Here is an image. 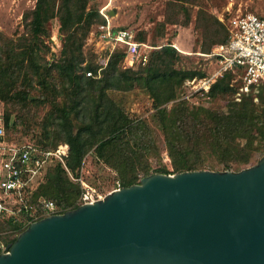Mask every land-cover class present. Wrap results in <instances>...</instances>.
<instances>
[{"label":"trees","instance_id":"1","mask_svg":"<svg viewBox=\"0 0 264 264\" xmlns=\"http://www.w3.org/2000/svg\"><path fill=\"white\" fill-rule=\"evenodd\" d=\"M86 9V0H36L34 9L26 13V17H31L33 31L39 36L36 41L44 47L46 45L42 37L48 36L47 23L54 16H57L60 22L59 33L64 41L63 57L61 62L55 65V72L60 80V90L56 88L54 93L59 96H70L73 103L69 109L55 108L62 119L56 138L68 143L69 151L65 158L68 169L72 171L77 169L84 155L93 148L98 159L118 171L122 187L137 183V180L151 173L148 166L141 164L142 157L151 148L152 143V140L146 136L148 128L143 121L129 119L127 112L108 95L109 91L127 92L134 88H144L148 92L154 108L152 115L164 136L167 155L172 164L173 172L164 167L157 168L153 172L170 174L200 169L202 167L200 158L203 154L216 157L222 170L237 171L251 162L260 149L261 142L264 141V95L253 96L248 92L242 93L246 95H243L239 101L230 102L222 110L204 107L192 110L185 106L183 101L177 102L168 110L165 105L176 99L179 87L189 75L185 71L170 67L166 62L167 59L161 60L162 56L171 57L175 53L172 49L173 45L166 43L151 52L147 64L151 60L152 53L156 51H160L158 56L160 62L151 66L145 74L117 70L116 64L119 59L123 60L124 52L123 47L116 46L107 64L97 74L99 65L96 61L94 64L81 65L84 59H80L82 52L74 38V33L83 22L84 15L86 18L97 16L98 23L104 22L100 12L86 11ZM223 32L222 39L206 54L215 45L226 40L227 30L224 24ZM134 38L138 42H145L138 40L135 34ZM75 51H79V54ZM32 52V48L17 52L14 47H10L5 55V64L0 60L1 101L16 104V100L27 101L30 98L25 91L9 94L10 86L15 84L19 75H22L24 84L28 83L30 69L39 77L44 89H48L46 80L53 78L51 70L37 63L38 59L44 58L43 56L34 57ZM25 66L27 70L22 71ZM88 71L92 72V76L86 75ZM206 74L197 72L191 77L194 75L202 77ZM211 89L212 91L233 90L236 93L238 86L232 83V76L227 74L218 78ZM254 98L258 99V103ZM3 106L7 136L6 125L10 116L8 112L6 113L4 103ZM72 113L81 116L83 124L76 131L69 122ZM57 145L41 147L53 149ZM64 174L65 169L59 163L50 165L33 194V197L36 196L35 200L38 199L39 189L45 184L53 188L52 194L55 198L63 200L62 212L76 208L78 206L75 203L76 193L72 191V187L78 186L69 181ZM42 217L44 214H39L33 221ZM0 223L13 227L18 234L27 226L8 221H0ZM15 238L13 237L9 243Z\"/></svg>","mask_w":264,"mask_h":264},{"label":"rangeland","instance_id":"2","mask_svg":"<svg viewBox=\"0 0 264 264\" xmlns=\"http://www.w3.org/2000/svg\"><path fill=\"white\" fill-rule=\"evenodd\" d=\"M227 2L228 0H86V11L100 12L103 10L109 15L113 25L125 27L133 32L138 40L153 46L166 43L173 45L172 49L175 53L171 57L162 56L161 60L167 59L166 62L170 67L185 71L189 75L179 87L176 99L165 105L166 109L170 110L177 102L183 101L184 105L192 110L198 107L222 110L230 102L239 101L247 93L237 95L233 90L212 91L213 84L208 93L199 94L193 92L187 81L198 77V75L191 77L194 73H208L212 69L213 59L208 58L205 54L223 37V23L218 17L221 14L226 15ZM35 5L36 0H0V60L5 64V55L10 47H14L17 52L25 48H32L34 57L36 55L44 57L38 59L37 63L51 70L53 82L52 79L47 78L48 89H44L39 77L30 69L28 83L24 84L22 75H19L9 90L10 95L25 91L30 98L27 101L16 100V104L2 101L6 113L8 112L10 116L6 125L7 138L10 141L54 146L59 143H67L56 138L57 129L61 127L59 124L62 119L55 108L69 109L73 101L70 96H59L54 91L56 88L60 90V80L55 72V65L61 62L64 43L63 36L59 33V19L54 16L47 23L48 36L42 37L46 47L42 46L40 42L36 41L39 36L33 31V26L30 23L31 17H26V13L34 9ZM234 6L264 18V0H235ZM110 11H114V15H111ZM98 20L97 16L86 18L84 15L83 22L74 33L76 45L82 52L80 59H84L81 65L97 62L98 54L96 52L102 47V52L106 48L111 49L109 45L103 44L100 47L96 46L94 41L89 40L90 33L94 31ZM75 53L79 54V51H75ZM159 54L160 51L153 52L149 64L137 68L124 69L122 60L119 59L116 69L145 74L151 66L160 62ZM25 64H27L26 61ZM24 70H27V66L22 69V71ZM234 84L241 86L243 82L240 77H236ZM248 93L253 96L264 95V84L252 88ZM108 95L127 112L129 119L143 121L148 128L146 136L152 140V143L151 148L142 157L141 164L148 166L151 173L160 167L173 172L164 136L152 115L154 108L146 89L134 88L127 92L109 91ZM43 101L44 103H42ZM254 101L258 103L257 98H254ZM80 117L73 113L69 116L70 126L74 131L83 125ZM259 148L251 162L244 165V168L255 164L261 157L264 151V141L261 142ZM200 159L202 161L200 169L222 170V166L213 155L203 154ZM64 176L78 186L72 187V191L76 193L75 203L77 205L81 203V194L85 190L104 197L108 192L122 187L118 171L98 159L93 148L84 155L77 169L73 171L68 169ZM53 191L52 187L43 184L38 191V199L53 201L57 210L62 212L63 200L55 198L52 194ZM33 194L32 200L35 204L38 199L35 200L36 196L33 197ZM17 235L18 233L13 230V227L0 223V250Z\"/></svg>","mask_w":264,"mask_h":264},{"label":"water","instance_id":"3","mask_svg":"<svg viewBox=\"0 0 264 264\" xmlns=\"http://www.w3.org/2000/svg\"><path fill=\"white\" fill-rule=\"evenodd\" d=\"M0 264H264V154L237 171L150 173L34 220Z\"/></svg>","mask_w":264,"mask_h":264},{"label":"built area","instance_id":"4","mask_svg":"<svg viewBox=\"0 0 264 264\" xmlns=\"http://www.w3.org/2000/svg\"><path fill=\"white\" fill-rule=\"evenodd\" d=\"M234 2L228 0L226 15L218 17L227 30V37L206 54L213 59L212 69L205 76L187 81L193 92L208 93L217 79L227 74L232 76V83L236 77H240L243 82V85L238 86L237 95L264 84V18L253 12L242 11L240 7L234 6ZM100 13L104 22L96 24L89 40L94 41L96 46L109 45L111 49L106 48L102 52V47L96 52L99 65L97 74L107 64L116 46L123 47L124 68L145 66L151 52L162 46L136 41L133 32L113 25L103 10ZM86 75L92 76V72L88 71ZM68 151L67 143L47 149L30 142L10 141L5 132L4 106L0 100V221L28 225L39 214L47 216L58 212L51 200L40 198L34 204L32 194L50 165L59 163L68 171L65 160ZM101 198L85 190L81 194L80 204ZM5 251L6 247H3L0 253Z\"/></svg>","mask_w":264,"mask_h":264}]
</instances>
